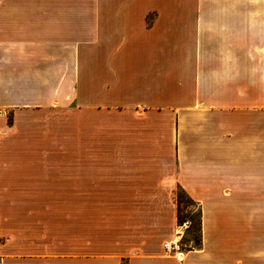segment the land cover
I'll use <instances>...</instances> for the list:
<instances>
[{
    "label": "crops",
    "instance_id": "1",
    "mask_svg": "<svg viewBox=\"0 0 264 264\" xmlns=\"http://www.w3.org/2000/svg\"><path fill=\"white\" fill-rule=\"evenodd\" d=\"M0 264H264V0H0Z\"/></svg>",
    "mask_w": 264,
    "mask_h": 264
},
{
    "label": "rangeland",
    "instance_id": "2",
    "mask_svg": "<svg viewBox=\"0 0 264 264\" xmlns=\"http://www.w3.org/2000/svg\"><path fill=\"white\" fill-rule=\"evenodd\" d=\"M175 198L179 203V226L186 220L191 221L190 226L183 229L181 246L184 248L198 246L200 244V207L196 202L189 200L182 189L177 190Z\"/></svg>",
    "mask_w": 264,
    "mask_h": 264
},
{
    "label": "built area",
    "instance_id": "3",
    "mask_svg": "<svg viewBox=\"0 0 264 264\" xmlns=\"http://www.w3.org/2000/svg\"><path fill=\"white\" fill-rule=\"evenodd\" d=\"M190 224H191V221L190 220H186V221L183 222V224H180L179 227L182 228V229H186V228H188L190 226Z\"/></svg>",
    "mask_w": 264,
    "mask_h": 264
},
{
    "label": "trees",
    "instance_id": "4",
    "mask_svg": "<svg viewBox=\"0 0 264 264\" xmlns=\"http://www.w3.org/2000/svg\"><path fill=\"white\" fill-rule=\"evenodd\" d=\"M188 196V195H187ZM189 197V196H188ZM189 200L193 201L190 197H189ZM179 203H178V219L180 220V215H179ZM200 226H201V213H200Z\"/></svg>",
    "mask_w": 264,
    "mask_h": 264
}]
</instances>
